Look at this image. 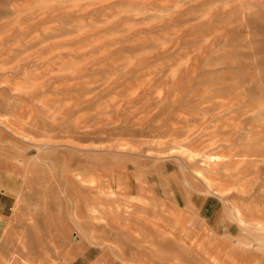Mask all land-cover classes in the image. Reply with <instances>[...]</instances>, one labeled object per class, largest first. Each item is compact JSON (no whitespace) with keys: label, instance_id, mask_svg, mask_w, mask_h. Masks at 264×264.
I'll use <instances>...</instances> for the list:
<instances>
[{"label":"rangeland","instance_id":"374dc122","mask_svg":"<svg viewBox=\"0 0 264 264\" xmlns=\"http://www.w3.org/2000/svg\"><path fill=\"white\" fill-rule=\"evenodd\" d=\"M0 264H264V0H0Z\"/></svg>","mask_w":264,"mask_h":264},{"label":"bare ground","instance_id":"6f19581e","mask_svg":"<svg viewBox=\"0 0 264 264\" xmlns=\"http://www.w3.org/2000/svg\"><path fill=\"white\" fill-rule=\"evenodd\" d=\"M219 180H220V179H219ZM85 181H86V180H85ZM86 182H87V181H86ZM228 182H229V181H228ZM83 183H84V182H83ZM91 186H92V185H91ZM92 188H93V187H92ZM97 188H98V187H97ZM88 189H89V188H88ZM90 189H91V188H90ZM97 191H98V190H97ZM112 195H114V193H113ZM140 210H141V209H140ZM113 212H114V214H113L114 216H115V215H118L117 211L114 210ZM143 212H144V211H143ZM149 212H150V211H149ZM143 214H145V213H143ZM142 216H143V215H142ZM73 218H74V217H73ZM157 228H158V227H157Z\"/></svg>","mask_w":264,"mask_h":264}]
</instances>
